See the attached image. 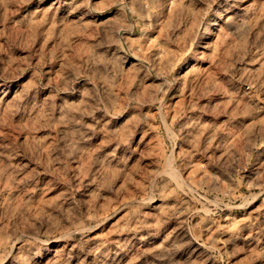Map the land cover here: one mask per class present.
<instances>
[{"label":"rangeland","instance_id":"1","mask_svg":"<svg viewBox=\"0 0 264 264\" xmlns=\"http://www.w3.org/2000/svg\"><path fill=\"white\" fill-rule=\"evenodd\" d=\"M0 264H264V0H0Z\"/></svg>","mask_w":264,"mask_h":264}]
</instances>
